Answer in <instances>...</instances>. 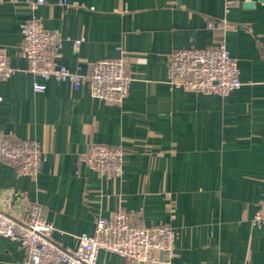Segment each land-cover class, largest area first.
I'll list each match as a JSON object with an SVG mask.
<instances>
[{"label": "crops", "instance_id": "0c3cea01", "mask_svg": "<svg viewBox=\"0 0 264 264\" xmlns=\"http://www.w3.org/2000/svg\"><path fill=\"white\" fill-rule=\"evenodd\" d=\"M33 17L64 37L58 63L72 72L124 53L128 99L106 103L86 86L28 72L21 26ZM211 20L243 83L226 97L168 83L169 55L215 44ZM0 48L15 69L0 81V131L47 156L35 178L0 166V210L19 211L23 193L53 224L54 241L75 250L99 215L122 209L134 226L173 228V264H264V227L253 223L264 198V0H0ZM89 140L124 148L120 179L84 165ZM0 264H27V253L0 237ZM98 264L129 263L101 251Z\"/></svg>", "mask_w": 264, "mask_h": 264}, {"label": "built area", "instance_id": "2783aa9c", "mask_svg": "<svg viewBox=\"0 0 264 264\" xmlns=\"http://www.w3.org/2000/svg\"><path fill=\"white\" fill-rule=\"evenodd\" d=\"M27 3L37 7L44 5L45 0ZM207 27L215 33V44L202 49H180L169 55L168 83L185 91L226 97L242 87L240 70L220 34L222 27L213 20ZM21 28L24 40L21 54L28 63V72L44 81L53 78L68 82L75 91L86 86L93 99L106 103L122 105L128 99L133 78L124 53L117 59L94 62L88 73L80 74L58 63L65 42L58 31L46 29L39 17L29 19ZM82 42L75 41V48ZM14 73L6 50L0 48V81L10 79ZM45 90L44 84L34 85L35 92ZM125 153L120 145L89 140L81 158L87 168L114 180L123 176ZM46 161V153L37 142L19 141L14 135L0 131V166L13 167L18 177L35 178ZM19 201L21 205L15 213L0 210V237L18 243L27 253V264H98L101 251L119 255L129 264H173L176 233L169 226H134L130 215L121 209L109 217L99 215L94 234L78 236L77 248L69 250L54 241V226L39 205L28 201L23 193ZM253 223L264 227V198Z\"/></svg>", "mask_w": 264, "mask_h": 264}, {"label": "water", "instance_id": "95a60500", "mask_svg": "<svg viewBox=\"0 0 264 264\" xmlns=\"http://www.w3.org/2000/svg\"><path fill=\"white\" fill-rule=\"evenodd\" d=\"M246 6H247V7H252L253 4H252V3H247Z\"/></svg>", "mask_w": 264, "mask_h": 264}]
</instances>
